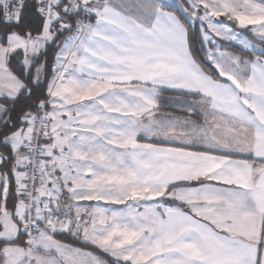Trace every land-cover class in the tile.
Masks as SVG:
<instances>
[{
  "label": "crops",
  "instance_id": "obj_1",
  "mask_svg": "<svg viewBox=\"0 0 264 264\" xmlns=\"http://www.w3.org/2000/svg\"><path fill=\"white\" fill-rule=\"evenodd\" d=\"M195 3L211 17L210 33L200 30L219 79L189 49L188 0H84V26L57 17L38 34L0 36V96L14 98L24 85L9 53L21 51L27 68L57 32H70L47 85L40 204L76 218L71 231L55 232L71 243L48 230L30 241L22 234L15 210L26 127L12 133L15 165L0 169V264H108L83 244L120 264H264V0ZM20 8L11 6L12 20ZM214 38L257 55L215 48ZM5 111L0 104V120ZM101 139L112 144L107 156H125L123 173ZM107 182L118 191L102 195Z\"/></svg>",
  "mask_w": 264,
  "mask_h": 264
},
{
  "label": "trees",
  "instance_id": "obj_2",
  "mask_svg": "<svg viewBox=\"0 0 264 264\" xmlns=\"http://www.w3.org/2000/svg\"><path fill=\"white\" fill-rule=\"evenodd\" d=\"M64 0L61 1L63 3ZM60 13V12H59ZM59 19L69 21L74 27L75 22L72 18L65 17L63 14L58 15ZM11 19V18H10ZM227 23L235 30L243 31L247 37L252 38L250 32L246 29H239L236 22L228 17L224 18ZM44 20L36 12V8L32 3L26 2L21 5L19 16L14 20L5 21L0 14V36L4 39L10 33H17L21 36L35 35L41 32ZM189 39V49L193 54V57L201 68L210 76L215 79H219V75L213 66L206 59V46L201 36V30L199 23L196 21H185ZM71 26V27H72ZM72 27V28H73ZM70 34L69 31L57 32L55 34L54 41L47 45L38 58L32 61V63L26 68L22 64V52L15 51L8 55L9 69L23 82L24 89L14 98H6L0 96V104L6 109L4 117L0 120V155L4 158V167L0 168L1 172L6 174L11 167L15 165V156L7 143V138L14 132L19 131L25 126V117L27 114L33 112L38 103L47 99V85L53 75V64L55 56L58 51V47L62 40ZM219 45L235 52L245 58L255 57L257 54L247 52L234 44H229L218 39ZM263 51L260 56L264 57V44L261 43ZM10 167V168H8ZM57 238L66 242H72L73 240L63 236V234H56ZM88 250L93 251L103 258L108 264H120L116 263L109 256L99 251L97 248L83 244Z\"/></svg>",
  "mask_w": 264,
  "mask_h": 264
},
{
  "label": "built area",
  "instance_id": "obj_3",
  "mask_svg": "<svg viewBox=\"0 0 264 264\" xmlns=\"http://www.w3.org/2000/svg\"><path fill=\"white\" fill-rule=\"evenodd\" d=\"M26 0H0V14L3 20L9 21L12 5H22ZM84 0H36V12L43 19L52 20L61 13L72 18L82 26L86 18H79V8ZM60 5V9H58ZM60 12V13H59ZM47 100L37 104L32 113L29 134L25 144L24 161L21 180V202L15 210V219L20 230L28 239L32 240L43 230L58 232L59 230L71 231L76 218L66 216L61 210L55 211L51 207L42 209L40 198L44 188V168L47 158V143L50 138V122L47 119ZM59 202L63 203L61 197Z\"/></svg>",
  "mask_w": 264,
  "mask_h": 264
},
{
  "label": "rangeland",
  "instance_id": "obj_4",
  "mask_svg": "<svg viewBox=\"0 0 264 264\" xmlns=\"http://www.w3.org/2000/svg\"><path fill=\"white\" fill-rule=\"evenodd\" d=\"M188 1L190 2V6L189 7H190V9L192 11V15L194 16V17L193 16L192 17L190 16L191 19H192L191 22H193L194 21V18H195L197 20V21L196 20L195 21L200 24V27L203 28V26H204V28H206V29L203 28V30L210 33L209 30H210V27L212 25V21L209 18H211V17H209L208 14H206L205 9L203 8V6H201L199 4L196 5L195 0H188ZM200 7H201L202 10L200 9ZM58 19H59V17H58ZM81 19H82V17L80 18V20ZM219 19H220V17H219ZM77 24H80V23L77 22ZM231 35H233L235 37L236 36H241L239 32L237 34L231 33ZM209 36L211 38V35H209ZM213 41L215 42V46H214L215 48L221 47L219 45V43H218V39L217 38H214ZM236 41H237V39H236ZM227 43L237 45V43L235 41H228ZM33 112L27 114V116L25 117V126L23 128H21V129H24L26 127V134H25L26 136H25V140H24L23 145H22L23 148H24V151H25V144H26V141H27V138H28V134H29V127H30V123H31V118H32V113ZM50 134H51V132H50ZM99 135L102 137L101 134H99ZM98 139L100 140V138H98ZM120 139H121L122 142L124 141L125 138H124L123 134L120 136ZM99 140H94V145H96ZM7 142H8V140H7ZM110 145H112V144L110 143L109 146H108L107 143L104 142V140L101 139V142H99V144H98V146L100 147L99 150L101 151V153L102 152H105V154L107 156V150H108V147H111ZM47 152H48V150H47ZM23 156H24V154H23ZM23 156H22V159H21V162H20L22 164V166H21L22 169H23V161H24ZM47 156H48V154H47ZM107 157H109V159H111L110 162H113L114 159H115V162L121 163V170H120L121 173H123V171H125L124 170V168H125V163H124L125 156L123 154L116 153V151H115L114 154L111 153ZM45 163H46V161H45ZM44 170H45V168H44ZM106 171L108 173H114L113 170L112 171L106 170ZM43 175H44V172H43ZM124 176H126V175H123L122 177L125 178ZM114 183H119V182H107V184H104V185H107V186L106 187L105 186H102L103 189H100L102 195L112 194L113 192H117L119 185H114ZM124 183H126V182H121V184H124ZM121 190H123V189H121ZM122 195H124V194H122ZM125 195H127V192H125ZM19 196H20V198H19V203H20L21 202V195H20V193H19ZM50 233L53 234V235H56L55 232H50ZM28 240L30 241V239H28Z\"/></svg>",
  "mask_w": 264,
  "mask_h": 264
},
{
  "label": "water",
  "instance_id": "obj_5",
  "mask_svg": "<svg viewBox=\"0 0 264 264\" xmlns=\"http://www.w3.org/2000/svg\"><path fill=\"white\" fill-rule=\"evenodd\" d=\"M51 207H52V209L55 210V211H58V210H59L58 205H57L56 202H52Z\"/></svg>",
  "mask_w": 264,
  "mask_h": 264
}]
</instances>
